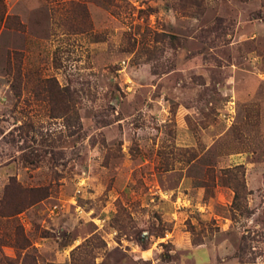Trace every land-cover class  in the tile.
Segmentation results:
<instances>
[{
  "label": "rangeland",
  "instance_id": "obj_1",
  "mask_svg": "<svg viewBox=\"0 0 264 264\" xmlns=\"http://www.w3.org/2000/svg\"><path fill=\"white\" fill-rule=\"evenodd\" d=\"M0 264H264V0H0Z\"/></svg>",
  "mask_w": 264,
  "mask_h": 264
},
{
  "label": "trees",
  "instance_id": "obj_2",
  "mask_svg": "<svg viewBox=\"0 0 264 264\" xmlns=\"http://www.w3.org/2000/svg\"><path fill=\"white\" fill-rule=\"evenodd\" d=\"M238 184H233L232 188H233V197H232V201H231V208L236 211H240L242 210V203L241 200L244 199L245 195H239V188Z\"/></svg>",
  "mask_w": 264,
  "mask_h": 264
}]
</instances>
